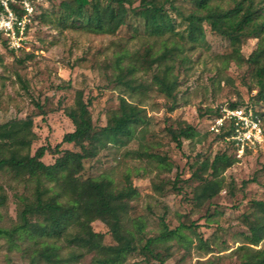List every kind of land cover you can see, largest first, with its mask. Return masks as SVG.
<instances>
[{"label":"rangeland","instance_id":"1","mask_svg":"<svg viewBox=\"0 0 264 264\" xmlns=\"http://www.w3.org/2000/svg\"><path fill=\"white\" fill-rule=\"evenodd\" d=\"M32 1L36 22L30 35L31 49L15 52L0 45V123L34 114V152L48 142L57 144L74 129L65 108L73 105L78 90L83 91L85 100H91L90 110L98 127L105 125L110 112L119 107L121 96L138 103L145 108L147 120L139 136L125 145L110 143L95 157L85 159L81 176L105 174L120 185L137 188L139 194L130 202L129 215L143 219L145 231L138 233L130 221L125 228L141 246L160 232L161 219L170 228L182 229L181 241L174 238L156 247L164 264H239L235 249L249 233L250 222L257 221L264 211V150L239 158L223 173L222 191L202 203L194 199L199 181L192 173L201 161L213 159L217 152L233 153L228 140L210 130L214 118L202 113L233 101H253L257 92L253 68L246 61L238 63L229 58V40L206 24L205 41L186 51L185 63H178L179 85L174 97H168L154 82L156 66L148 68L160 40L145 32L143 21L135 13L130 12L119 27L118 20L110 31L96 33L76 27L71 18L61 25L62 0ZM175 3L186 12L191 7L189 0ZM137 5L139 0L133 4ZM170 12L177 21V14L172 9ZM257 42L255 37L245 40V57ZM120 58L123 66L137 64L133 75L141 86L135 90H128L116 79ZM180 121L201 133L192 140L183 138L181 147L170 131ZM55 158L47 153L43 160L52 163ZM0 190L7 195L0 209L4 225L9 226L17 219V193L24 189L2 174ZM93 226L105 234L106 242H113L104 222L96 220ZM25 245L16 247L0 236V264H28ZM258 247L264 248V240ZM93 257L94 253H86L75 264H93ZM159 261L138 250L124 264Z\"/></svg>","mask_w":264,"mask_h":264},{"label":"trees","instance_id":"2","mask_svg":"<svg viewBox=\"0 0 264 264\" xmlns=\"http://www.w3.org/2000/svg\"><path fill=\"white\" fill-rule=\"evenodd\" d=\"M135 1L62 0L59 22L66 25L71 18L78 28L104 33L118 20V27L124 24L130 12L135 13L143 21L145 32L160 40L161 46L156 51L153 49L148 68L156 66L154 82L168 97H174L179 85L178 63H185L186 51L205 41L208 24L215 33L229 40L232 46L229 58L238 63L246 61L253 68L257 92L253 101H233L207 108L202 114L215 118L224 105L253 106L264 119V0H189L191 7L187 12L175 0H139V5L133 6ZM168 5L177 14V21ZM249 37L257 38L258 42L245 57L242 46ZM121 61L122 58L117 60L116 79L128 90H135L141 86L133 75L137 64L123 66ZM90 104L91 100H85L83 91L78 90L73 105L65 108L74 129L66 132L57 144L48 142L34 152L32 145L37 137L34 114L0 123V175L10 176L24 189L17 193L19 210L14 223L4 225L0 209V236L16 247L26 244L28 264H75L86 253H94L93 264H124L138 250L154 255L159 264H164L156 247L174 238L181 241L182 229L170 228L161 219L160 232L148 237L141 246L137 237L125 228L130 221L138 233L145 231L146 222L129 215L130 202L139 194L137 188L120 185L105 174L86 178L80 174L84 160L95 157L108 144L125 145L139 136L140 127L147 123L145 108L121 96L119 107L110 112L105 125L98 127ZM170 131L179 147L183 138L192 140L201 135L186 121H180ZM230 133L231 128L226 125L215 135L225 139ZM227 144L233 153L217 152L213 159L201 161L192 173L199 181L194 190L198 203L222 191L223 173L241 158L233 143ZM47 153L56 156L54 162L43 160ZM249 153L253 152L246 154ZM6 199L7 195L0 190V208ZM96 220L107 225L113 242H106L105 234L95 230ZM249 229L235 249L239 264H264V248L258 247L264 240V211L257 221L250 222ZM200 242L205 244L202 239Z\"/></svg>","mask_w":264,"mask_h":264},{"label":"built area","instance_id":"3","mask_svg":"<svg viewBox=\"0 0 264 264\" xmlns=\"http://www.w3.org/2000/svg\"><path fill=\"white\" fill-rule=\"evenodd\" d=\"M36 22L32 0H0V45L20 52L30 50L31 30ZM228 125L225 139L233 143L238 157L264 150V119L253 106L224 105L211 123V131Z\"/></svg>","mask_w":264,"mask_h":264}]
</instances>
